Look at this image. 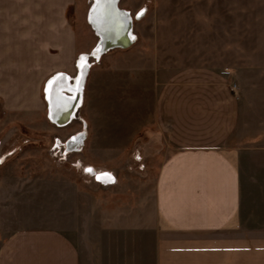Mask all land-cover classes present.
I'll use <instances>...</instances> for the list:
<instances>
[{
    "label": "crops",
    "instance_id": "crops-1",
    "mask_svg": "<svg viewBox=\"0 0 264 264\" xmlns=\"http://www.w3.org/2000/svg\"><path fill=\"white\" fill-rule=\"evenodd\" d=\"M13 2L29 0H0L1 109L23 115L42 109L47 115L42 91L48 78L62 72V62L60 49L46 45L50 39L45 35H53L51 42L59 45L61 10L53 9L49 16L53 23L48 24L38 6L32 11L27 4L26 9L6 10V4ZM32 2L37 5L44 0ZM118 3L120 9H129L133 23L149 19L156 43V34L162 33L157 20L163 18L182 20L180 33L187 37L184 67L162 81L156 97V121L172 149L154 173L146 204L148 218L142 221L139 188H105L113 195L106 203H113L116 212L127 213L129 228H147L146 264H264V0ZM206 18L213 22V63L201 54L204 48L196 40L204 33L201 26ZM238 35L244 36L240 43ZM254 35L261 38L253 42ZM67 51L70 59L75 56L74 66L76 45ZM75 65L78 68V60ZM72 80L68 78L70 84ZM40 82L39 100L34 96L30 102L22 94L14 97L16 91L24 90L23 84H33L35 92ZM48 121L57 127L55 121ZM4 126L0 122L1 133ZM1 133L0 264H140L139 255L130 258L122 252L120 239H115L116 249L107 242L104 248L81 254L64 231L30 223L27 201L21 197L20 204H14L18 199L14 196L26 195L27 190L13 183L19 175L7 169L8 156L16 148L10 150L13 146L5 144Z\"/></svg>",
    "mask_w": 264,
    "mask_h": 264
},
{
    "label": "rangeland",
    "instance_id": "rangeland-1",
    "mask_svg": "<svg viewBox=\"0 0 264 264\" xmlns=\"http://www.w3.org/2000/svg\"><path fill=\"white\" fill-rule=\"evenodd\" d=\"M66 1L61 0L60 7L56 4L57 0H44V3L37 5L29 0L26 4L30 11L37 10L36 6L40 7L48 24L53 23L49 17L53 9L61 10L59 45L51 42L53 35L45 36L50 39L46 45L60 49L62 66L59 70L62 73L75 77L78 74L75 64L80 55L86 53L89 67L81 100L69 124L57 127L48 121V114L42 109H34L29 115L17 112L7 114L2 112L0 102V122L6 124V129L0 133L5 137V144L10 142L9 145L13 146L10 150L16 148L8 156L10 167L7 169L12 170L15 176L19 175V178L13 179V183L22 186L23 191L27 190L26 195L14 196L18 198L14 204H20L23 197L22 202L27 201L26 213L30 223L35 227L64 231L77 244L81 254L88 250H99L100 246L104 248L108 243L111 249H116L115 239H120L122 241L118 242V246L124 254L130 258L134 254L139 255L140 264H146L150 251L147 228L141 227L139 231L129 228L125 224L129 218L127 213L116 212L113 203H106V198L113 195L107 194L110 191L105 188H139L142 221L148 218L146 204L149 202L154 173L162 157L172 149L168 135L156 121V97L162 81L184 67V37L187 35L180 33L182 20L158 19L157 27L161 28L163 34H156V43L149 19L144 23L135 19L133 23L130 15L134 24V33L131 30L133 42L127 48H112L95 56L93 50H96L94 47L98 36L88 20V11L94 0ZM26 4L7 3L6 10L15 11L19 6L26 9ZM130 13L133 15V11ZM203 21L201 27L204 33L195 37L199 46L204 48L201 54L209 56V63H213L211 59L216 54L213 51V22L211 18ZM243 38V35H238L237 42L240 43ZM258 38L261 36L254 35L253 42ZM74 44L78 54L73 66L75 56L70 59L67 50ZM47 57L45 60H49ZM23 85L22 92L13 94L15 98L22 94L30 102L34 96L39 100L41 82L34 86L36 93L33 84H28V87ZM17 86L14 84V88ZM44 92L41 97L47 113ZM84 130L85 139L78 151L64 153L62 148H53L55 138L64 141ZM86 167L93 168L98 174L106 172L111 177L114 175L116 182L102 184L87 169L85 172ZM102 198L105 203H102ZM133 245H136L135 248Z\"/></svg>",
    "mask_w": 264,
    "mask_h": 264
},
{
    "label": "bare ground",
    "instance_id": "bare-ground-1",
    "mask_svg": "<svg viewBox=\"0 0 264 264\" xmlns=\"http://www.w3.org/2000/svg\"><path fill=\"white\" fill-rule=\"evenodd\" d=\"M116 1L118 2V0ZM96 2L97 0H94L93 4ZM120 13L122 14L123 23L121 21H116V16L114 13H112L110 17L111 20L110 18H107V20L105 21L103 20V17L101 19L97 17L93 11H89V23L91 24L94 32L98 36V41L95 46L96 50H93L95 56L102 55L103 52L112 49L111 47L113 46V48H127L128 45L132 43V31L127 32V34L125 35L126 37L122 35L123 32L129 29L127 28V26L130 27L131 25L132 30V17L127 11H125V13ZM104 22H107L109 24V28L105 26L106 23ZM109 34H114L117 38L116 41L109 42L108 39H105V37H107ZM81 57H84L83 61ZM81 57L78 59V74L74 77V80H72L71 84L68 81V78L70 79V77H68L62 72L56 73L46 82L44 93L46 95L48 115L50 119H52L58 124L57 126H65L69 124V122L73 119L77 106L80 103L82 96V85L84 83V79L87 73V68L89 67V63L87 62V56L82 55ZM82 64L84 65L83 70L81 67ZM72 109L74 110L70 115H68L69 111ZM84 139L85 133L80 132L78 135L75 136L74 139L67 143L66 149L68 151H78ZM88 169H91V171L88 172L93 175H96L97 179L101 182H106L107 180H111L112 178L110 174L106 172L98 174L94 171L93 168Z\"/></svg>",
    "mask_w": 264,
    "mask_h": 264
},
{
    "label": "water",
    "instance_id": "water-1",
    "mask_svg": "<svg viewBox=\"0 0 264 264\" xmlns=\"http://www.w3.org/2000/svg\"><path fill=\"white\" fill-rule=\"evenodd\" d=\"M116 0H99V2H98V0H97V2L96 3H94V4H92V6H91V12L93 11L95 14H96V16L97 17H99V18H101L102 19V17H103V20H107V18H110L111 17V15H112V13H114L115 14V18H116V21H123V19H122V14L120 13V12H123V13H125V11H123L122 9H119L118 7H117V4H116ZM93 9V10H92ZM103 15V16H102ZM105 16H106V18H105ZM98 20V19H97ZM110 20H111V18H110ZM128 22V21H127ZM104 23H106L105 24V26L106 27H108L109 28V24L107 23V22H104ZM123 23V22H122ZM121 24V23H120ZM130 24H131V22H130ZM128 25V24H127ZM127 28H129V29H127L125 32H123L122 33V35H126L127 34V32H131V25H130V27H128L127 26ZM108 30V29H107ZM109 31V30H108ZM105 32V31H104ZM115 34V33H114ZM114 34H109L107 37H105V39H108L109 40V42H112V41H116V37H115V35ZM105 35H106V33H105ZM126 37V36H125ZM114 47V46H113ZM113 47H111V48H113ZM96 47H94V49H95ZM82 92V91H81ZM73 108H74V106H73ZM74 109H72V110H70L69 111V113H68V115H70L71 113H72V111H73ZM67 115V116H68Z\"/></svg>",
    "mask_w": 264,
    "mask_h": 264
},
{
    "label": "built area",
    "instance_id": "built-area-1",
    "mask_svg": "<svg viewBox=\"0 0 264 264\" xmlns=\"http://www.w3.org/2000/svg\"><path fill=\"white\" fill-rule=\"evenodd\" d=\"M224 73H227V72H224ZM84 82H85V79H84ZM83 86H84V83H83V85H82V90H83ZM48 114V113H47ZM47 118L49 119V120H51V121H53L52 119H50V117H49V115H47ZM56 123V122H55ZM79 134V133H78ZM78 134H75V135H70L66 140H64V141H60V139L59 138H55L54 139V142H53V148L54 149H56V150H60L61 148L63 149V151H64V153H69V151H67L66 150V146L65 145H67V143L69 142V141H71L72 139H74L75 138V136L76 135H78ZM87 169V167L85 168V172L87 171L86 170ZM112 174V173H111ZM93 176V175H92ZM94 178H95V180L96 181H99V180H97V178H96V175H94L93 176ZM99 182H101V181H99ZM116 182V178H115V176L113 175L112 176V178H111V180H107L106 182H101L102 184H109V185H111V184H114Z\"/></svg>",
    "mask_w": 264,
    "mask_h": 264
},
{
    "label": "snow or ice",
    "instance_id": "snow-or-ice-1",
    "mask_svg": "<svg viewBox=\"0 0 264 264\" xmlns=\"http://www.w3.org/2000/svg\"><path fill=\"white\" fill-rule=\"evenodd\" d=\"M98 2H99V0H98ZM138 15H139V13H138ZM81 59H82V61H83V60H84V57H81ZM81 67H82V70H83L84 65L82 64ZM87 170H88V171H91V169H87Z\"/></svg>",
    "mask_w": 264,
    "mask_h": 264
}]
</instances>
